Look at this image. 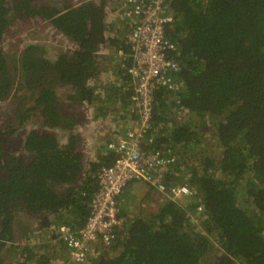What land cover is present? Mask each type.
Here are the masks:
<instances>
[{"label": "trees", "instance_id": "trees-1", "mask_svg": "<svg viewBox=\"0 0 264 264\" xmlns=\"http://www.w3.org/2000/svg\"><path fill=\"white\" fill-rule=\"evenodd\" d=\"M150 2L0 0V264H77L66 236L86 227L120 157L109 145L140 130L129 69ZM165 4L180 85L156 89L145 135L177 158L170 176L194 190L189 209L203 202L200 226L129 182L123 229L88 264H264V0ZM33 21L63 40L56 51L16 41Z\"/></svg>", "mask_w": 264, "mask_h": 264}, {"label": "built area", "instance_id": "built-area-1", "mask_svg": "<svg viewBox=\"0 0 264 264\" xmlns=\"http://www.w3.org/2000/svg\"><path fill=\"white\" fill-rule=\"evenodd\" d=\"M166 10L165 0H151L133 30L135 55L129 72L138 79L135 88L140 99L136 106L142 114L141 126L138 133L131 134L135 139L109 145L120 153V157L113 166L105 167L100 173L101 187L95 196L93 214L88 217L86 227L78 234L69 232L66 236L71 261L77 264H88L90 257H97L108 246L114 245L113 232L123 229L125 223V218L118 215L116 196L130 180L152 184L153 191L177 203L191 218V224L200 226L194 211L203 212V202H199L193 210L189 209L186 201L193 198L194 190L188 183L174 181L170 176V169L177 163V158L162 155L154 147L156 136L152 133L147 137L145 135L150 127L156 89L161 86L177 89L180 85L176 79L181 70L180 64L175 58L165 55L166 49L174 48L166 37L167 25L174 18ZM141 11V7L134 9L136 14Z\"/></svg>", "mask_w": 264, "mask_h": 264}, {"label": "rangeland", "instance_id": "rangeland-1", "mask_svg": "<svg viewBox=\"0 0 264 264\" xmlns=\"http://www.w3.org/2000/svg\"><path fill=\"white\" fill-rule=\"evenodd\" d=\"M31 25L32 27L29 30L21 33L19 37H17L16 41H18L19 43L36 41L40 46L45 45L46 47L48 46L49 48L57 47L56 46L57 44L63 42L62 39L59 41L57 37H53V35L56 34L55 33L53 34L52 29L45 26L43 22L33 21ZM46 35L53 37L55 40L53 38H48ZM50 44L52 45L56 44V45L51 46ZM56 49L57 48H53V51H56Z\"/></svg>", "mask_w": 264, "mask_h": 264}, {"label": "clouds", "instance_id": "clouds-1", "mask_svg": "<svg viewBox=\"0 0 264 264\" xmlns=\"http://www.w3.org/2000/svg\"><path fill=\"white\" fill-rule=\"evenodd\" d=\"M139 7V6H138ZM168 26V25H167ZM166 37H167V35H166ZM176 59V58H175ZM177 60V59H176ZM178 61V60H177ZM178 63L180 64V62L178 61ZM180 67H181V64H180ZM151 129V126L147 129V130H150ZM152 134H154V133H152ZM155 136H156V134H154ZM157 141V140H156ZM156 145V144H155ZM111 150H113V151H115L114 149H112L111 147H109ZM129 182H141V183H143L144 185H148V188L151 190V193L153 194L152 195V197L154 198L153 199V201H156V200H158V199H168L167 197H165L164 195H162V194H160V193H156L155 191H153V185L152 184H150V183H147V182H145V181H139V180H130V181H128L123 187H122V190H121V192H120V194L123 192V190H124V188H125V186L129 183ZM119 194V195H120ZM119 195H117V196H119ZM116 196V197H117Z\"/></svg>", "mask_w": 264, "mask_h": 264}]
</instances>
